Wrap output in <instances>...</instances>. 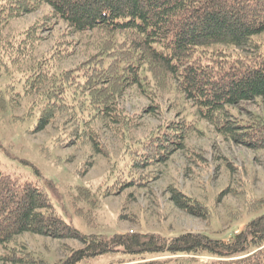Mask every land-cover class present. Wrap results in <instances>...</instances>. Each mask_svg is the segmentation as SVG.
Listing matches in <instances>:
<instances>
[{"label":"trees","instance_id":"obj_1","mask_svg":"<svg viewBox=\"0 0 264 264\" xmlns=\"http://www.w3.org/2000/svg\"><path fill=\"white\" fill-rule=\"evenodd\" d=\"M43 5L49 10L41 20L0 37V115L32 98L24 118L36 119L34 132L66 115L75 139L90 141L100 151L97 121L130 127V118L117 107L127 89L135 88L150 100L172 92L177 108L178 118L133 143L127 139L120 163L106 154L109 167L100 183L73 188L70 203L87 225L103 198L142 183L134 169L161 163L167 154L185 149L199 121L247 147L264 149V119L234 121L225 110L240 101L264 98V44L252 40L264 33V0H0V33L10 20ZM50 19L63 22L70 33L92 32L87 44L91 52L75 67L56 70V62L70 53L57 42L22 70L33 61L39 32ZM246 45L254 47L246 55L221 47ZM39 176L22 178L0 169V244L23 233L78 240L82 247L61 264L110 253L124 255L112 264H264V210L226 239L204 232L172 238L114 233L104 238L82 234L63 220L52 206V181ZM174 192V200H181L187 212L204 215V204L203 209L193 206ZM248 207L251 213L260 210L264 199ZM177 254L195 256L157 258ZM201 255L211 259L199 261ZM16 256V263L34 262L31 252Z\"/></svg>","mask_w":264,"mask_h":264},{"label":"rangeland","instance_id":"obj_2","mask_svg":"<svg viewBox=\"0 0 264 264\" xmlns=\"http://www.w3.org/2000/svg\"><path fill=\"white\" fill-rule=\"evenodd\" d=\"M48 10L43 5L34 12L10 20L0 37L8 38L26 29L46 16ZM67 32L63 22L46 20L39 32L41 42L33 61L24 65L22 70L57 42L70 53L56 62V70L70 69L84 61L91 52L87 44L93 33ZM252 40L258 42L257 45H263L264 33ZM221 47L230 53L243 55L254 50L252 45L234 49ZM31 100L25 98L19 106L7 107L0 115V169L22 178L35 179L40 175V178L51 180L50 196L54 210L82 234L108 238L114 233L141 232L172 238L182 232H204L226 239L264 210L263 207L251 213L248 207L249 203L264 199V149L247 147L222 136L211 124L199 121L198 131L187 137L185 149L167 154L161 163L134 169L144 179L140 180L142 183L103 198L89 214L92 222L89 226L85 218L75 213L70 203L73 188L100 183L109 167L110 159L106 154L120 163L127 139L133 143L166 120L178 118L177 108L172 103V92L158 93L157 98L150 100L135 88L127 89L117 99V107L130 118V127L126 130L122 123L97 121L95 136L101 146L100 151L90 141L75 139L74 126L66 115L57 116L42 130L34 132L36 119L24 118ZM225 110L228 118L234 121L264 119V98L240 101L226 106ZM22 116V120L14 119ZM174 191L179 192L182 198L190 199L193 206L202 207L204 204L208 209H205L204 215L187 212L181 200H174ZM81 247L76 239L23 233L10 243L0 244V264H20L13 259L28 252L34 256V262L29 264H61L72 250ZM193 256L177 254L157 258L184 259ZM120 257L124 255L103 254L78 264H112ZM197 259L205 262L211 257L201 255Z\"/></svg>","mask_w":264,"mask_h":264}]
</instances>
